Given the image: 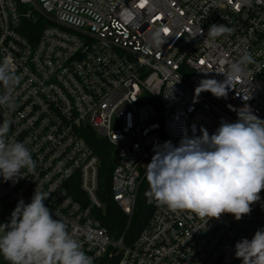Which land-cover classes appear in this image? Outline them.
I'll use <instances>...</instances> for the list:
<instances>
[{
  "label": "built area",
  "instance_id": "1",
  "mask_svg": "<svg viewBox=\"0 0 264 264\" xmlns=\"http://www.w3.org/2000/svg\"><path fill=\"white\" fill-rule=\"evenodd\" d=\"M212 24L232 31L210 38ZM157 29H167L160 48L148 43ZM245 53L253 62L226 97L196 93ZM5 61L20 80L15 110L0 107V122L11 121L9 141L25 143L36 168L16 182L0 176L1 218L38 189L93 263L242 264L235 244L264 229V190L239 221L224 214L205 224L156 203L133 237L113 239L96 215L100 160L85 133L112 146L111 196L129 222L158 146L202 128L211 135L245 106L264 120V0H0Z\"/></svg>",
  "mask_w": 264,
  "mask_h": 264
},
{
  "label": "clouds",
  "instance_id": "2",
  "mask_svg": "<svg viewBox=\"0 0 264 264\" xmlns=\"http://www.w3.org/2000/svg\"><path fill=\"white\" fill-rule=\"evenodd\" d=\"M232 30L223 24H212L207 36L216 38ZM164 29L153 31L150 46L160 48L165 42ZM202 30L200 31V33ZM243 54L231 64L223 81L202 79L199 93L210 92L226 97L229 87L243 75L244 65L252 63ZM20 77L5 61L0 62V107L15 110L11 89ZM249 96H244L248 100ZM11 121L0 122V176L5 181L24 178L22 169L35 171L36 161L23 142L9 141ZM199 137L185 135L179 146L170 141L158 146L145 167L149 202L169 210L188 211L203 219H219L231 214L239 221L252 211L264 190V120L248 106L238 110V120L222 121L215 133L201 129ZM50 193L36 189L31 202L18 201L10 222L0 224V256L7 264H93L80 240L62 218L54 219L45 201ZM235 256L242 264H264V229L257 230L251 240L243 238L235 244Z\"/></svg>",
  "mask_w": 264,
  "mask_h": 264
},
{
  "label": "trees",
  "instance_id": "3",
  "mask_svg": "<svg viewBox=\"0 0 264 264\" xmlns=\"http://www.w3.org/2000/svg\"><path fill=\"white\" fill-rule=\"evenodd\" d=\"M38 25V24H35ZM32 30L38 32L36 27ZM85 138L93 148L96 155L99 157V183H98V197L103 203V208L96 213L103 227L113 238H118L121 234L127 237H133L140 229L142 224L149 217L152 212L155 202H149V197L146 195L148 191V183L146 178L139 186L136 205L133 214L128 222V217L122 212L118 205L112 200L110 191V176L113 169V150L112 146L104 139L97 137L91 131L85 133ZM2 218L6 223L10 222L11 214L7 208L2 212ZM115 260L112 257L105 255L97 259L93 264H114ZM0 264H7V261L0 256Z\"/></svg>",
  "mask_w": 264,
  "mask_h": 264
},
{
  "label": "rangeland",
  "instance_id": "4",
  "mask_svg": "<svg viewBox=\"0 0 264 264\" xmlns=\"http://www.w3.org/2000/svg\"><path fill=\"white\" fill-rule=\"evenodd\" d=\"M2 200L0 199V224H4L3 223V220H2V218H1V207H2ZM113 238V237H112ZM114 239V238H113Z\"/></svg>",
  "mask_w": 264,
  "mask_h": 264
},
{
  "label": "water",
  "instance_id": "5",
  "mask_svg": "<svg viewBox=\"0 0 264 264\" xmlns=\"http://www.w3.org/2000/svg\"><path fill=\"white\" fill-rule=\"evenodd\" d=\"M116 163V159L115 158H113V164H115Z\"/></svg>",
  "mask_w": 264,
  "mask_h": 264
},
{
  "label": "snow or ice",
  "instance_id": "6",
  "mask_svg": "<svg viewBox=\"0 0 264 264\" xmlns=\"http://www.w3.org/2000/svg\"><path fill=\"white\" fill-rule=\"evenodd\" d=\"M165 32H167V29H164Z\"/></svg>",
  "mask_w": 264,
  "mask_h": 264
}]
</instances>
